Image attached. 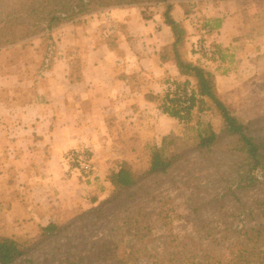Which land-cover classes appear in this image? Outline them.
I'll list each match as a JSON object with an SVG mask.
<instances>
[{
    "label": "rangeland",
    "instance_id": "rangeland-1",
    "mask_svg": "<svg viewBox=\"0 0 264 264\" xmlns=\"http://www.w3.org/2000/svg\"><path fill=\"white\" fill-rule=\"evenodd\" d=\"M179 1L173 15L187 30L192 59L198 58L213 72L218 97L251 135L264 140V6L256 12L258 6H251L252 0ZM130 6H138L143 18L160 15L164 10L160 3ZM95 12L53 32L57 54L66 57L55 58L51 70L44 68L46 40L42 36L0 46V73L15 72L25 84L16 90L20 101L28 94L38 96L40 88L47 90L54 81H76L83 58L80 50L73 49L72 38L78 25L95 43L115 35L118 43L126 47V23L119 19L126 18L125 13L116 14V18L110 13ZM82 46L85 49L86 44ZM134 46L143 49L141 44ZM125 55L121 56L126 64ZM125 70L121 65L116 69L121 81H126ZM138 76L135 81L143 82L144 98L138 94L126 98V85L120 86L115 102L108 112H103L102 124L89 125L95 126L96 132H88L95 135L97 148L85 145L69 149L65 155L67 174H77L86 181L90 178L89 189L78 194L88 199L95 197V204L79 203L71 208L66 205L74 200L68 195L70 187L64 188V176L53 182L55 194H48L49 190L44 194L37 185L46 173L34 169L38 164L35 161L28 170L19 165V170L7 172L0 181V235L12 236L24 244V253L12 264H152L154 258L144 252L164 255L172 232L187 235L189 246L226 250L235 239V229L262 220L259 201L264 200V183L243 178L246 162L210 100L205 98L202 110L195 107L188 119L179 120L162 113L158 104L149 107L145 98L148 92L161 95L173 85L164 79L155 89L144 84L147 75ZM183 80V76L173 79L181 83ZM179 93L182 96L184 91L180 89ZM0 97H4V90H0ZM49 97L57 99L56 94ZM208 125L218 137L209 146H200L199 134ZM155 150L173 158L165 172H149ZM78 154L90 160V172L80 168ZM124 162L137 172V182L116 191L108 176ZM54 173L56 170L49 175ZM52 198L63 203L52 204ZM29 199L33 201L29 203ZM48 200L57 209L53 211L48 205L44 210L56 217L38 220L24 211L28 203L37 201L35 207L43 208L39 202ZM164 211L168 213L165 220L160 213ZM52 221L58 222V230L43 233L41 227Z\"/></svg>",
    "mask_w": 264,
    "mask_h": 264
},
{
    "label": "crops",
    "instance_id": "crops-1",
    "mask_svg": "<svg viewBox=\"0 0 264 264\" xmlns=\"http://www.w3.org/2000/svg\"><path fill=\"white\" fill-rule=\"evenodd\" d=\"M252 1L251 6H258L256 12L263 8L264 0ZM137 9L138 6H124L95 12V14L106 12L115 17L118 13L120 15L125 13L126 18L119 19L126 23V47L119 44V48H125V51L120 49L119 55L110 50L105 41L93 42L90 35L82 31V25L76 27L77 34L72 38L73 49L80 50L83 58L81 78L73 83L55 84L54 81L47 90L40 88L37 92L38 96L34 94V97L33 95L30 97L28 94L26 99L20 101L16 90L25 85L21 77L15 72L0 73V90H4V97H0V172H2L0 181L7 177V172L19 170V165L24 170H28L35 161L38 164L34 169H41L46 173L43 182L37 185L44 194L47 190H49L48 194H55L53 182H59V178L64 176L63 181L66 186L64 188L69 190L70 187L68 195L72 196L70 199L75 202L66 205L71 208L79 203L91 204L88 197L78 194V191L85 193V189H89L90 178L86 181L77 174L71 172L67 174L69 164L65 155L69 149L81 148L85 145L97 148L95 135H90L88 131L92 129V133L96 132L93 124H102L103 112H108L115 102L120 86L126 85V98H130L132 94L144 98V94L141 93V87H145L143 82L135 81L139 79L138 75H147L144 84L155 89L164 79H177L181 76L172 61L163 62L160 59L161 48L171 42L169 28L163 23L160 15L143 18L141 11ZM174 10L175 8L173 14ZM68 25L66 23L56 27L52 34ZM219 30L222 28L220 27ZM84 43L85 49L82 46ZM135 43L142 45V51L134 46ZM189 45L190 42L186 41L184 54L186 58L193 60ZM81 49H84V52ZM122 54L123 57L126 54V64ZM64 57L66 55L63 57L58 55L56 60ZM120 65L126 67V81H121L116 72ZM68 89L72 90L67 92ZM50 94L54 96L56 94L57 99L50 98ZM148 102L149 107L156 105L154 102ZM86 123H89L87 127H85ZM91 123H93L92 127H89ZM32 156H37V160L32 159ZM55 170L56 174L50 176V171ZM57 170H60V173ZM41 177L42 175L40 179ZM52 200V204L63 203L60 199L52 198ZM28 201L30 203L33 200ZM49 201L39 202L43 208H37V201L33 204L28 203L24 211L38 220L56 217L57 215H51L50 211L47 213L44 210L46 206L52 205ZM53 207L52 205V210L55 211L57 208Z\"/></svg>",
    "mask_w": 264,
    "mask_h": 264
},
{
    "label": "trees",
    "instance_id": "trees-1",
    "mask_svg": "<svg viewBox=\"0 0 264 264\" xmlns=\"http://www.w3.org/2000/svg\"><path fill=\"white\" fill-rule=\"evenodd\" d=\"M179 0H0V46H8L34 36H42L46 40L43 64L45 71L51 70L57 58V44L52 31L63 24L71 22L82 15L89 14L110 7H124L144 3L162 4L164 10L160 14L163 23L169 28L171 42L164 45L160 51L163 62L172 61L183 82L165 80L173 86L159 95L148 92L145 98L161 107L162 112L170 117L183 120L188 119L192 110L203 109L206 99L221 116L225 130L234 136V147L242 154L244 169L243 178L251 183H264V140L250 134L246 125L242 123L231 109L218 97L215 76L198 58L190 60L185 57L184 46L187 41V30L180 20L174 17L173 9ZM206 25V24H205ZM109 49L120 54L119 43L114 35L105 40ZM118 43V44H117ZM78 51V49H75ZM220 51L218 48L217 52ZM221 56V55H220ZM46 66V67H45ZM81 78L78 74L76 80ZM192 82V84H191ZM190 84V85H189ZM184 93L182 96L179 90ZM159 101V103H157ZM184 101H188L186 105ZM218 134L207 126L199 134V145L209 146ZM173 158L162 155L158 150L151 154L149 172H165ZM257 173H260L257 176ZM108 180L120 191L132 187L137 182V172L128 163H122L113 171ZM91 204L97 199L90 198ZM259 211L262 220L245 223L235 229V239L227 244L226 250L213 246H189L185 236L170 233L164 255L145 251L148 257L154 258L152 264H264V200L259 201ZM70 212V211H69ZM165 212V211H164ZM160 212L167 219L168 213ZM58 222H49L41 227L43 233L50 234L58 230ZM139 231L136 230V233ZM24 253V244L8 235H0V264H12ZM132 256V253L130 252Z\"/></svg>",
    "mask_w": 264,
    "mask_h": 264
},
{
    "label": "built area",
    "instance_id": "built-area-1",
    "mask_svg": "<svg viewBox=\"0 0 264 264\" xmlns=\"http://www.w3.org/2000/svg\"><path fill=\"white\" fill-rule=\"evenodd\" d=\"M188 103V101H184L183 104L186 105ZM78 152V151H77ZM78 156L80 157L81 160H79V166L82 170H84L85 172H90L91 171V163L90 160L83 156L82 154H78Z\"/></svg>",
    "mask_w": 264,
    "mask_h": 264
}]
</instances>
